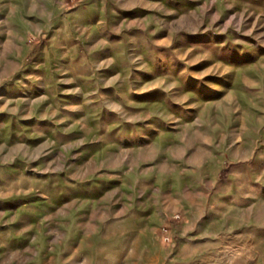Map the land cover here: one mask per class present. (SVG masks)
Segmentation results:
<instances>
[{"label": "rangeland", "instance_id": "374dc122", "mask_svg": "<svg viewBox=\"0 0 264 264\" xmlns=\"http://www.w3.org/2000/svg\"><path fill=\"white\" fill-rule=\"evenodd\" d=\"M63 3L60 85L0 99V264H264V0Z\"/></svg>", "mask_w": 264, "mask_h": 264}, {"label": "crops", "instance_id": "0c3cea01", "mask_svg": "<svg viewBox=\"0 0 264 264\" xmlns=\"http://www.w3.org/2000/svg\"><path fill=\"white\" fill-rule=\"evenodd\" d=\"M63 10V0H0V99L7 103L25 100L36 93L38 85L45 86L43 90L38 87V92L46 91L47 85H60L61 77L45 70H56L61 62L57 66L55 59L44 60L50 50L45 47L34 51L31 42L41 36H56ZM32 52L36 53V61L27 63ZM0 117L7 118L3 125L12 126V138L17 124L23 133L30 132L25 128L30 125V119L24 110L16 113L14 108L0 109ZM25 142H30L29 138ZM10 144L13 147L14 141Z\"/></svg>", "mask_w": 264, "mask_h": 264}]
</instances>
